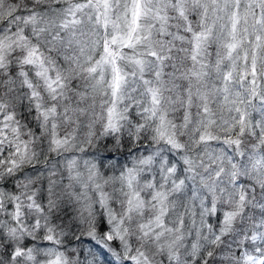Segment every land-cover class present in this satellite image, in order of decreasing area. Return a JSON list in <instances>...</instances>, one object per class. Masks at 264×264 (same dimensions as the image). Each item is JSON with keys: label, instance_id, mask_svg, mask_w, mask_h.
Returning a JSON list of instances; mask_svg holds the SVG:
<instances>
[{"label": "clouds", "instance_id": "1", "mask_svg": "<svg viewBox=\"0 0 264 264\" xmlns=\"http://www.w3.org/2000/svg\"><path fill=\"white\" fill-rule=\"evenodd\" d=\"M0 264H264V0H0Z\"/></svg>", "mask_w": 264, "mask_h": 264}, {"label": "snow or ice", "instance_id": "2", "mask_svg": "<svg viewBox=\"0 0 264 264\" xmlns=\"http://www.w3.org/2000/svg\"><path fill=\"white\" fill-rule=\"evenodd\" d=\"M107 47V46H106Z\"/></svg>", "mask_w": 264, "mask_h": 264}]
</instances>
